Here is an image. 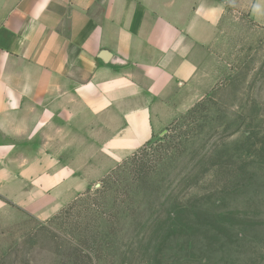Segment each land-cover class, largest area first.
<instances>
[{"label":"rangeland","instance_id":"1","mask_svg":"<svg viewBox=\"0 0 264 264\" xmlns=\"http://www.w3.org/2000/svg\"><path fill=\"white\" fill-rule=\"evenodd\" d=\"M224 1L148 142L114 152L59 122L49 148L71 175L34 210L0 193V264H264V24L254 0ZM8 139L14 164L47 137Z\"/></svg>","mask_w":264,"mask_h":264},{"label":"crops","instance_id":"2","mask_svg":"<svg viewBox=\"0 0 264 264\" xmlns=\"http://www.w3.org/2000/svg\"><path fill=\"white\" fill-rule=\"evenodd\" d=\"M263 2L250 9L262 24ZM224 12V0H0V138L47 137L14 164L19 145L0 140V193L34 210L70 177L49 148L66 134L60 121L114 152L148 142L171 118L160 111L168 89L193 77Z\"/></svg>","mask_w":264,"mask_h":264}]
</instances>
